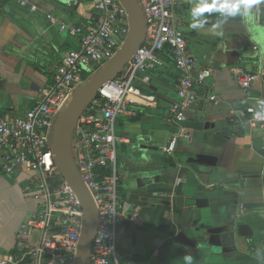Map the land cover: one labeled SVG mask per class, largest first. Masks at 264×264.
I'll list each match as a JSON object with an SVG mask.
<instances>
[{
	"label": "crops",
	"instance_id": "crops-1",
	"mask_svg": "<svg viewBox=\"0 0 264 264\" xmlns=\"http://www.w3.org/2000/svg\"><path fill=\"white\" fill-rule=\"evenodd\" d=\"M92 2L30 0L36 6L31 11L18 0H2L0 117L23 116L35 104L66 53L78 48V38L61 30V23H89ZM176 2L178 29L189 51L212 73L196 89L188 120L178 124L170 117L177 72L164 52L159 55L162 64L149 72L148 83L140 80L142 75L133 82L141 95L133 96L130 111L116 117L125 224L117 236L120 264H183L185 253L193 255L194 264H264L256 255L257 249H264V132L237 122L232 113L244 106L259 110L264 102L262 78L240 84L241 78L264 68V6L251 23L230 20L218 37L207 27L190 29L193 0ZM174 135L176 146L168 153ZM201 155L215 158V163H199ZM244 171L256 173L243 187L231 183ZM28 177L24 172L0 174L2 252L16 250V230L35 210ZM197 199L206 203L197 204ZM250 202L263 204L242 207ZM217 226L226 229L208 234V228ZM180 234L196 242L205 238L209 246L203 251L185 245L178 241Z\"/></svg>",
	"mask_w": 264,
	"mask_h": 264
},
{
	"label": "built area",
	"instance_id": "built-area-1",
	"mask_svg": "<svg viewBox=\"0 0 264 264\" xmlns=\"http://www.w3.org/2000/svg\"><path fill=\"white\" fill-rule=\"evenodd\" d=\"M137 1L144 16L143 40L123 75L101 86L96 99L78 117L72 133V157L98 211L89 264H120L123 256L117 248V236L125 224L115 130L116 117L128 113L133 96L141 95L133 82L142 75L140 80L148 83L149 72L162 64L159 55L167 52L177 72L176 99L170 107V117L182 124L197 100L196 89L212 73L210 68L198 65L184 33L178 29L176 0ZM18 2L36 10L30 0ZM1 4L2 0L0 13ZM92 8L94 13L87 24L61 23V30L78 38V48L66 53L52 81L39 90L35 104L23 116L0 117V174L28 173L30 195L36 201L33 213L16 230V250L0 251V264H75L83 209L54 161L52 134L58 113L78 84L87 81L115 54L129 30L128 13L120 0H93ZM257 78L264 80V68L241 78L240 84L248 86ZM210 99L216 101L214 95ZM258 112L253 106L232 111L237 122L264 132V118ZM177 138L174 135L170 139L166 152L174 151Z\"/></svg>",
	"mask_w": 264,
	"mask_h": 264
},
{
	"label": "water",
	"instance_id": "water-1",
	"mask_svg": "<svg viewBox=\"0 0 264 264\" xmlns=\"http://www.w3.org/2000/svg\"><path fill=\"white\" fill-rule=\"evenodd\" d=\"M128 13L129 30L125 40L115 54L95 72L83 85L77 87L65 108L56 117L52 134V150L54 161L63 179L72 187L78 196L83 209L82 229L76 252L75 264H89L91 244L98 226V211L95 202L82 180L71 153V139L76 121L83 110L97 97L98 90L106 82H111L118 77L122 68L130 60L137 46L142 42L145 33V23L142 9L137 0H120ZM264 155V149H263ZM203 164H214L215 158L201 155L197 160ZM254 171L240 173V178L231 183L244 186L246 178L255 175ZM197 204L204 205L206 200L197 199ZM263 203H246L243 208L261 206ZM225 226L208 228V234L221 233ZM178 241L190 247L208 248V242L204 238L194 241L183 234L178 236Z\"/></svg>",
	"mask_w": 264,
	"mask_h": 264
},
{
	"label": "clouds",
	"instance_id": "clouds-1",
	"mask_svg": "<svg viewBox=\"0 0 264 264\" xmlns=\"http://www.w3.org/2000/svg\"><path fill=\"white\" fill-rule=\"evenodd\" d=\"M261 6H264V0H193L189 11V27L192 30L207 27L213 35L223 37L230 20L240 18L251 23L256 19V10ZM257 115L264 118V102L260 104ZM256 255L264 260V249H257ZM183 264H194L191 253L184 254Z\"/></svg>",
	"mask_w": 264,
	"mask_h": 264
},
{
	"label": "rangeland",
	"instance_id": "rangeland-1",
	"mask_svg": "<svg viewBox=\"0 0 264 264\" xmlns=\"http://www.w3.org/2000/svg\"><path fill=\"white\" fill-rule=\"evenodd\" d=\"M99 70V69H98ZM95 72H97V71H93L92 72V74L89 76V78L95 73ZM86 81H84V82H82V83H80V84H78V86L77 87H79V86H81V85H83L84 83H85ZM31 181H32V184H33V179L31 178Z\"/></svg>",
	"mask_w": 264,
	"mask_h": 264
},
{
	"label": "trees",
	"instance_id": "trees-1",
	"mask_svg": "<svg viewBox=\"0 0 264 264\" xmlns=\"http://www.w3.org/2000/svg\"><path fill=\"white\" fill-rule=\"evenodd\" d=\"M127 64H128V62H127ZM127 64L122 68V70L120 71V73H119L118 76H122V75H123V73H124V69H125V67L127 66Z\"/></svg>",
	"mask_w": 264,
	"mask_h": 264
}]
</instances>
